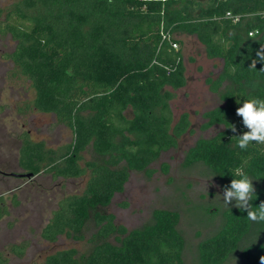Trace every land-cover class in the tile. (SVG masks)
Masks as SVG:
<instances>
[{"label":"trees","instance_id":"16d2710c","mask_svg":"<svg viewBox=\"0 0 264 264\" xmlns=\"http://www.w3.org/2000/svg\"><path fill=\"white\" fill-rule=\"evenodd\" d=\"M227 11L238 19L226 17ZM251 30L254 36L248 35ZM175 32L193 35L207 57L222 60L218 77L207 80L212 91L223 81L231 83L220 94L222 105L203 113V128L222 130L197 139L183 165L203 164L223 189L242 169L253 179L256 199L250 203L256 207L264 202V145L237 147L234 136L247 129L235 110L252 97L264 99V62L250 68L264 45V0H14L0 7V36L14 43L5 54L12 63L9 77L33 90L18 112L51 113L72 133L68 142L51 147L23 132L20 174L87 177L81 192L57 201L40 237L81 241L92 220L89 248L56 250L42 264H183L176 210L156 209L150 222L132 229L101 210L123 191L129 171L152 174L150 164L190 126L186 112L174 121L170 108L174 94L168 88L185 84L180 49L162 39L168 33L178 43ZM87 150L90 159L84 158ZM7 213L0 204V218ZM253 229L264 234V222H250L236 207L224 209L218 230L198 243L199 263L223 264L238 251L237 264H261L264 241L242 245ZM27 247L21 242L7 250L22 257ZM7 263L0 252V264Z\"/></svg>","mask_w":264,"mask_h":264},{"label":"rangeland","instance_id":"374dc122","mask_svg":"<svg viewBox=\"0 0 264 264\" xmlns=\"http://www.w3.org/2000/svg\"><path fill=\"white\" fill-rule=\"evenodd\" d=\"M12 1L0 0V7ZM173 38L178 41L181 51L185 84L175 90L168 88L174 94L170 108L174 121L186 112L190 126L174 147L162 152L150 164V169L154 170L152 174L129 171L123 191L116 193L110 204L101 210L112 213L115 222L127 229L150 222L156 209L176 210L179 213L178 229L184 237L183 264H200L197 246L202 239L215 233L222 222L226 207L216 196L222 197L224 189L221 181L203 164L184 166L183 159L197 139L210 138L222 130L221 125L203 128V113L222 105L220 94L231 88V83L223 81L217 91H212L207 80L218 77L222 60L207 57L204 47L193 35L175 32ZM13 44L9 36H0V169L6 172L20 171L17 157L23 132L33 140H44L51 147L68 142L72 135L70 129L57 124L51 113L22 115L18 112V105L33 97V90L27 82L9 77L12 63L5 54L12 50ZM83 155L85 159L93 157L90 150ZM163 164L168 166L167 172L162 170ZM86 178L54 180L48 174L31 178L0 176V195L8 211L0 218V252L8 258L7 264H42L44 257L56 250L71 247L81 253L89 248L86 239L95 230L92 220L86 223L81 241L60 236L55 242H47L40 237L41 228L57 201L67 194L81 192ZM251 240L264 241V234L253 229L242 245ZM21 242L28 243L22 257L7 250L8 245ZM238 262L239 252L236 251L223 264Z\"/></svg>","mask_w":264,"mask_h":264},{"label":"clouds","instance_id":"9594fccd","mask_svg":"<svg viewBox=\"0 0 264 264\" xmlns=\"http://www.w3.org/2000/svg\"><path fill=\"white\" fill-rule=\"evenodd\" d=\"M256 56L257 59H253L250 65L252 69H255L257 60L264 62V45L260 46ZM235 113L242 118V124L247 129L241 135L234 136L237 138V147L246 151L252 144L264 145V99L252 97L245 100L242 106L236 108ZM230 128L233 132L236 131L234 125H231ZM234 175H238L240 178H233L230 185L224 188L222 197L220 195L216 197L220 201L223 200L222 204L226 208H229V205L232 204L240 211L247 212V218L250 222H264V202L256 207H253L250 203L254 198L256 199L253 179L239 168ZM260 260L261 264H264V258Z\"/></svg>","mask_w":264,"mask_h":264},{"label":"built area","instance_id":"2783aa9c","mask_svg":"<svg viewBox=\"0 0 264 264\" xmlns=\"http://www.w3.org/2000/svg\"><path fill=\"white\" fill-rule=\"evenodd\" d=\"M225 16L226 17H231L233 21H236L238 19L237 16H233L229 11H227L225 13ZM255 33H256L255 30H251V31L248 32V35L249 36H252V34H255ZM162 39L163 40H167L174 49H178V43L176 41H174V40L171 39L170 34H168V33L163 34L162 35Z\"/></svg>","mask_w":264,"mask_h":264},{"label":"flooded vegetation","instance_id":"af4514ba","mask_svg":"<svg viewBox=\"0 0 264 264\" xmlns=\"http://www.w3.org/2000/svg\"><path fill=\"white\" fill-rule=\"evenodd\" d=\"M20 171L19 172H14V171H11V172H6V171H3L2 169H0V176L1 177H13V178H21L23 176H20ZM0 204L1 205H4V201H3V198H2V195H0Z\"/></svg>","mask_w":264,"mask_h":264},{"label":"water","instance_id":"95a60500","mask_svg":"<svg viewBox=\"0 0 264 264\" xmlns=\"http://www.w3.org/2000/svg\"><path fill=\"white\" fill-rule=\"evenodd\" d=\"M20 176L30 177V174H21Z\"/></svg>","mask_w":264,"mask_h":264}]
</instances>
